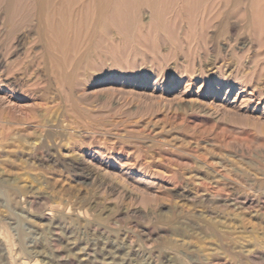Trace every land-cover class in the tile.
<instances>
[{
	"label": "rangeland",
	"instance_id": "rangeland-1",
	"mask_svg": "<svg viewBox=\"0 0 264 264\" xmlns=\"http://www.w3.org/2000/svg\"><path fill=\"white\" fill-rule=\"evenodd\" d=\"M123 3L71 85L0 32V264H264L263 15Z\"/></svg>",
	"mask_w": 264,
	"mask_h": 264
},
{
	"label": "bare ground",
	"instance_id": "bare-ground-1",
	"mask_svg": "<svg viewBox=\"0 0 264 264\" xmlns=\"http://www.w3.org/2000/svg\"><path fill=\"white\" fill-rule=\"evenodd\" d=\"M124 1L0 0V32L7 33V36L8 34L10 36L12 34L17 35L16 43L17 48H19L18 50H20L26 38L25 33L35 27L38 34L37 41H40L41 44L44 43L46 55L49 56L53 62H56L53 64L55 72L53 73L56 75V78L58 79L57 81L64 85H71L73 81V83H75V80H72L75 79L73 78L74 74L77 72V70L82 68L81 65H83V62L87 56L93 53L96 49L95 43L99 40L98 37L100 33L105 27L107 30L109 29V31H111L109 28L110 24L107 26L109 23L108 20L110 21L112 19L114 21L115 19H118V16H120V11H122L121 4ZM241 2L242 0H234V5H241ZM248 2L251 13L255 15L254 18H257L259 15L264 16V0H248ZM124 4L125 3H123V5ZM126 5L127 4L124 6ZM123 9L124 11L125 9L127 10L125 7ZM125 12L122 14H125ZM255 13H259V15H256ZM122 16L123 15L120 17ZM263 16L260 18L264 19ZM260 18L258 21H260ZM23 31L26 32L22 33ZM104 33L107 34L106 32H103V34ZM97 46L99 47L100 44ZM97 49L99 50V48ZM69 68L71 71H69ZM74 85L75 84H73V86ZM69 94L73 95L71 92ZM73 100L74 98L72 101ZM70 104L73 103L71 102ZM74 104L71 106L69 105V107L66 108L67 111L72 114V116L81 124H84L82 125L83 127L85 125L89 126V123L87 122L89 119L87 120L85 118L87 115L84 116V114L79 111L80 108ZM88 126L86 127L88 128ZM81 141L83 142L84 138L83 140L81 139ZM72 164L75 168H79L81 166V164H79L77 161H72ZM85 172L86 171L80 169L79 173L77 174L82 176L85 174ZM208 198L209 197H207V199ZM6 235L8 234L6 233ZM6 238L8 239L9 237Z\"/></svg>",
	"mask_w": 264,
	"mask_h": 264
}]
</instances>
